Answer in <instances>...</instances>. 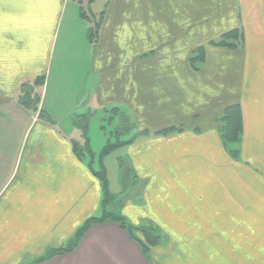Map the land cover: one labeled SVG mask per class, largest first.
<instances>
[{"label": "crops", "instance_id": "crops-1", "mask_svg": "<svg viewBox=\"0 0 264 264\" xmlns=\"http://www.w3.org/2000/svg\"><path fill=\"white\" fill-rule=\"evenodd\" d=\"M67 1L0 0V264H31L70 243L86 219L102 213V185L95 165L84 161L73 145L69 131L76 134V126L64 129L83 109H101L102 114L103 109L114 108L132 116L138 129H172L164 148L173 157H188L190 165L191 156L208 147L188 142L206 132L221 147L212 148L210 155L221 154L215 123L228 104L224 97L230 94L234 100L230 104L243 110L244 117V110L256 109L250 113L257 114L252 115L254 123L262 126L264 147V0H107L101 32L97 29L96 40L89 39L87 53L76 61L58 56L67 68H80L71 94L61 102L55 98L51 101L55 105L49 102L48 112L40 102V114L15 97L20 84L38 77L44 78L41 91H48L52 53ZM75 15L80 16L79 10ZM232 31L237 35L228 42L234 46L211 44ZM200 47L204 60L198 66L190 60ZM210 75L231 81L217 88L214 80L211 87ZM156 137L159 134L146 136L139 145L152 149ZM254 142L255 136L249 140L248 155L258 156ZM155 162L159 165L158 159ZM177 162L173 159L175 167L167 166L166 172L180 188L183 179L177 168L187 164ZM247 165L255 176L262 172ZM211 171L222 177L223 169ZM195 177L198 187H205L201 175ZM222 184L223 177L211 193L216 199ZM136 206L144 212L143 205ZM124 209L120 217L125 221ZM171 209L184 213L180 206ZM106 210L112 212L111 207ZM203 210L207 212L206 204ZM221 211L212 215L221 216ZM212 215L206 220H214ZM127 233L114 220L91 223L72 251L33 264H159L152 250L147 257ZM168 233L170 246L162 242L159 250H168L177 240L174 231ZM179 252L183 259L178 264H196L191 251Z\"/></svg>", "mask_w": 264, "mask_h": 264}, {"label": "rangeland", "instance_id": "rangeland-1", "mask_svg": "<svg viewBox=\"0 0 264 264\" xmlns=\"http://www.w3.org/2000/svg\"><path fill=\"white\" fill-rule=\"evenodd\" d=\"M107 3V0L67 1L63 7L60 35L56 39L52 53L54 60L48 75V91L46 93L45 90L41 91L44 78L38 77L39 84L35 83L36 78L30 83L20 84L18 86L20 94H17L18 97L15 98L21 100L24 98V91L29 92L28 100L33 104L29 108L35 105L36 109L30 110L40 114L41 110L38 109L40 102L43 111L48 112V104L55 98L58 102L68 99L67 93L71 94V89L74 88L73 81H76V76L81 71L79 67L73 68V70L70 67L67 68L66 62L61 63L58 56L61 58L63 54L65 60L68 58L76 61L82 53H87V49L90 48L89 39L96 40L97 29L101 32L108 8ZM78 10L80 16L75 15ZM60 63L62 67L58 69ZM208 73L212 74V72ZM214 80L217 88L220 85L225 86L231 81L229 77L210 75L207 85L212 82L211 87H214ZM44 94L46 97L42 102ZM229 95L224 97L223 101H227L228 104L225 105L224 102L226 108L219 117L217 116L215 123L222 143L220 144L223 147L221 154L214 155L212 151V155H210L211 149L216 147L217 151L220 145L217 141L207 138L206 132L197 140L188 142L192 147H195L194 144L208 147L207 150L202 149L197 157L191 156L190 165L187 164L188 157L183 158L180 155L173 157L171 156L173 153L168 149L165 150L164 139L169 133H172L171 129L165 128L160 131L138 129L131 123L132 116L123 115L121 110L108 108L103 109L104 113L101 114V109H83V111H79L80 113L76 111V117H72L73 123H66L65 130L72 129L73 125L78 130L76 134H73L71 130L69 132L72 134L73 145L77 146L84 161H92L95 170L99 173L105 170L108 193L104 194L102 190V213L94 217L101 219L104 215H108L99 222L112 220L111 214L120 217L125 207L124 211H127L128 219L125 218L123 227L119 223L122 221H116L117 224L121 228L127 229L128 236L135 243L141 246L142 242H145L148 247L142 248V252L150 257L149 251L152 250L151 255L155 259H160L159 264H178L183 259V254L179 252L181 249L191 251L190 257L192 262L195 260L196 264H264V181L257 176L264 178V147L260 143L263 137L262 126L254 123L253 116L257 114L251 113L256 112V109L244 110V117L243 110L239 108L238 115L242 120L241 131L237 134V139L227 141L228 139L221 131L224 123L222 117L227 108L236 106L230 104L234 100L229 98ZM51 104L55 105L54 102ZM22 105L25 104L22 103ZM200 129L201 132L205 131L202 126ZM176 130L174 128V131ZM151 134L156 136L159 134V138L156 137V141L151 142L154 146L152 149L151 146H148L149 144L139 145V141ZM254 136V145L257 146L258 156L248 155L250 152L248 143ZM104 147L107 149V153H102ZM140 147H143L145 153L139 151ZM199 157L201 158L198 159ZM154 159H158L159 165H155ZM173 159H178V165L187 164L177 168L183 179V182L179 184L180 188L172 183L166 172L167 166L172 170L175 167L172 163ZM247 163L251 165V170L255 168L262 172L256 171L255 176L252 171H248ZM214 168L216 170L223 169L221 176L224 185L222 184V187L219 188V192L222 194L217 199L211 193L217 189L216 186H220L222 177L216 176L217 173L213 174L211 170ZM138 170L141 172L139 173ZM196 175H201L200 181L206 183L205 187H198L199 182ZM162 180L163 182H161ZM185 180H188L189 183ZM214 181L217 184H214ZM225 185L229 188V192L225 189ZM187 192H189L188 197L184 195ZM136 204L143 205L144 212ZM205 204L207 212L203 210ZM172 205L177 208L183 207L184 213L177 214L171 209ZM107 207H111L112 212L106 210ZM103 208H105L104 211ZM218 209L223 210L221 216L212 215L214 210ZM210 214L214 216V220H206L211 217ZM144 230L157 238L156 243L148 245L150 240L143 233ZM168 231L170 233L174 231L177 240L174 238L172 248L159 250L162 248L160 247L162 242L167 245L169 243ZM178 234L186 236L182 237ZM74 237L70 243L59 248L69 246L75 241ZM78 241L75 246L63 253L72 251ZM166 255L168 257H164ZM50 257L52 255L47 259ZM38 260L37 258L33 262L42 261ZM171 260H176V262L173 263Z\"/></svg>", "mask_w": 264, "mask_h": 264}, {"label": "trees", "instance_id": "trees-1", "mask_svg": "<svg viewBox=\"0 0 264 264\" xmlns=\"http://www.w3.org/2000/svg\"><path fill=\"white\" fill-rule=\"evenodd\" d=\"M94 30H96V29H94ZM234 35H237L235 31L234 32L233 31L227 32V33L223 34L219 40L212 41L211 44L214 46H228V47L234 46V44L228 42L232 37H234ZM195 52H197V56H194L190 60L192 62V64L200 63L201 61L204 60L203 47L196 49ZM38 80H39V78H36L35 83L39 84ZM24 92H25V95H24V98L21 99V102L24 103L25 106H27L29 108L33 104L31 102H29V100H28V98H29L28 93L29 92H27V91H24ZM30 109L34 110V109H36V106L34 105V107H32ZM239 113H240V111H239V108L237 106H233V107L227 108L225 110V115L222 117L224 123H223L221 131H222V134H224V137H226V139H228L227 141H232V140L237 139V134H239V132L241 131L242 120H241V117H239V115H238ZM164 132H167V131H164ZM228 133H231V134H228ZM102 153H107V149L105 147H104ZM91 155L93 156V154H91ZM94 173L101 182L102 190H103L104 194L108 193L105 170H102V173H99L98 171H95ZM111 215H112L111 216L112 220L122 221V222H119L122 227L125 225L123 217H119V216L114 215V214H111ZM106 217H108V215H104L101 219L96 218V217H91V218L87 219L83 223V225L80 226V228L75 232V237H74L75 241H73L69 246H66L64 248H56L54 250H50L46 254H44L43 256L39 257L38 259L43 260L44 258H47L51 255L56 254V253L57 254L63 253L64 251L70 250L73 246L76 245L79 238L84 234V232L86 231V229L89 227V225L91 223L99 222V221L105 219ZM144 231H143V233H145L148 236V239L150 240V241H148V245L156 243L157 238L155 236H151L150 234H148L146 230H144ZM141 247L146 248L148 246L145 244V242H142Z\"/></svg>", "mask_w": 264, "mask_h": 264}]
</instances>
